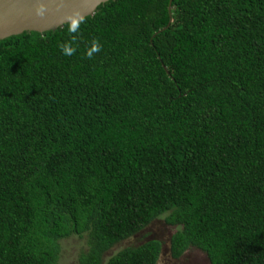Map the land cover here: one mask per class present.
Here are the masks:
<instances>
[{
  "label": "trees",
  "instance_id": "trees-1",
  "mask_svg": "<svg viewBox=\"0 0 264 264\" xmlns=\"http://www.w3.org/2000/svg\"><path fill=\"white\" fill-rule=\"evenodd\" d=\"M108 0L0 39V264H264V0ZM103 46L92 59L86 45Z\"/></svg>",
  "mask_w": 264,
  "mask_h": 264
},
{
  "label": "water",
  "instance_id": "water-1",
  "mask_svg": "<svg viewBox=\"0 0 264 264\" xmlns=\"http://www.w3.org/2000/svg\"><path fill=\"white\" fill-rule=\"evenodd\" d=\"M108 0H62V6L57 9L61 0H45L49 11L43 18L37 17L34 13L36 0H0V39L21 32H44L52 31L62 25L59 24V17L79 8L82 12L92 15L99 4ZM168 0L167 10L170 9Z\"/></svg>",
  "mask_w": 264,
  "mask_h": 264
},
{
  "label": "rangeland",
  "instance_id": "rangeland-1",
  "mask_svg": "<svg viewBox=\"0 0 264 264\" xmlns=\"http://www.w3.org/2000/svg\"><path fill=\"white\" fill-rule=\"evenodd\" d=\"M175 228L163 223L162 216L149 223L138 233L116 242L105 253L104 258L119 249L136 245L146 238L153 237L161 242V249L155 264H208L205 254L195 247L187 248L177 259H172L168 254V236ZM60 255L57 264H77L76 257L84 247L83 238L72 235L60 240Z\"/></svg>",
  "mask_w": 264,
  "mask_h": 264
},
{
  "label": "clouds",
  "instance_id": "clouds-1",
  "mask_svg": "<svg viewBox=\"0 0 264 264\" xmlns=\"http://www.w3.org/2000/svg\"><path fill=\"white\" fill-rule=\"evenodd\" d=\"M86 3V0H85ZM62 6V0L57 4V9ZM49 11L45 0H36L34 6V13L37 17L43 18L45 14ZM88 18V13L82 12L79 8H74L70 12L63 13L58 19L59 24L66 26L69 39L67 41L58 44V47L63 55L72 56L76 53L77 48L74 46L78 43V34L81 30V25L86 23ZM102 45L99 40L95 37L86 45L85 56L88 59H92L95 54L102 50Z\"/></svg>",
  "mask_w": 264,
  "mask_h": 264
}]
</instances>
